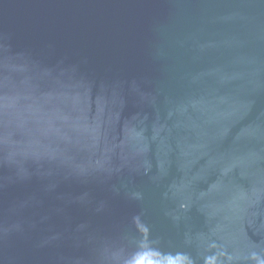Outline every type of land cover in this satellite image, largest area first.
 I'll return each mask as SVG.
<instances>
[{
  "label": "water",
  "instance_id": "obj_1",
  "mask_svg": "<svg viewBox=\"0 0 264 264\" xmlns=\"http://www.w3.org/2000/svg\"><path fill=\"white\" fill-rule=\"evenodd\" d=\"M0 264H264V0H0Z\"/></svg>",
  "mask_w": 264,
  "mask_h": 264
}]
</instances>
